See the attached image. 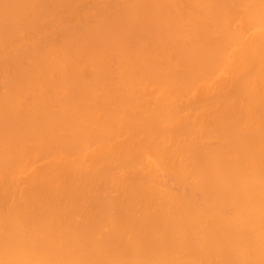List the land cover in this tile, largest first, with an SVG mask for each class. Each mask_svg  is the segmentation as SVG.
Instances as JSON below:
<instances>
[{
  "label": "bare ground",
  "instance_id": "obj_1",
  "mask_svg": "<svg viewBox=\"0 0 264 264\" xmlns=\"http://www.w3.org/2000/svg\"><path fill=\"white\" fill-rule=\"evenodd\" d=\"M0 264H264V0H0Z\"/></svg>",
  "mask_w": 264,
  "mask_h": 264
}]
</instances>
